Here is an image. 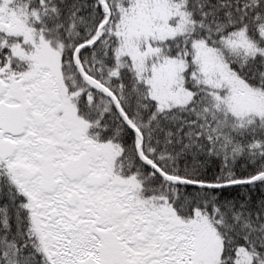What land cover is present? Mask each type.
Returning a JSON list of instances; mask_svg holds the SVG:
<instances>
[{
    "label": "snow or ice",
    "instance_id": "snow-or-ice-1",
    "mask_svg": "<svg viewBox=\"0 0 264 264\" xmlns=\"http://www.w3.org/2000/svg\"><path fill=\"white\" fill-rule=\"evenodd\" d=\"M0 264H264V0H0Z\"/></svg>",
    "mask_w": 264,
    "mask_h": 264
}]
</instances>
